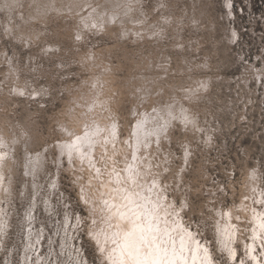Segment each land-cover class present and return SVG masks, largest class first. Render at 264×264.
<instances>
[{"label": "rangeland", "instance_id": "1", "mask_svg": "<svg viewBox=\"0 0 264 264\" xmlns=\"http://www.w3.org/2000/svg\"><path fill=\"white\" fill-rule=\"evenodd\" d=\"M125 1L105 21L83 25L80 15L91 12V4L73 14L62 7L32 18L30 0L11 7L0 0V216L5 228L0 230V264L7 257L10 264H21L24 212L33 202L32 228L45 234L43 246L35 249L43 255L53 249L55 255L46 264H81L74 258L77 248L81 262L109 264L96 230L92 236L96 222L87 208L86 189L78 183L92 180L96 170L77 157L71 163L58 148L66 136L62 124L70 126L72 111L84 109L96 117L91 104L112 138L106 146L110 154L131 148L130 158L128 152L126 157L116 152L122 160L113 162L125 172L137 152L140 166L153 175L149 181L147 173L136 186H145L136 191V199L152 233L144 236L135 227H123V241L131 242L127 250L141 237H155L141 254L164 258L159 246L170 234L164 227L168 218L172 225L179 221L184 236L214 249L211 264H264V0ZM138 116L158 128L141 132L145 135L135 149L129 142ZM28 153L40 158L32 159L36 163L29 173ZM86 157L81 154L80 161ZM102 169L105 178L103 164ZM157 189L166 207L164 219L157 216ZM176 196L188 207L182 210ZM169 204L179 214L171 213ZM240 206L247 211L240 213ZM227 210L236 229L221 233ZM224 234L225 247L219 243ZM247 243L255 249L245 254ZM173 253L170 260L181 264L182 257Z\"/></svg>", "mask_w": 264, "mask_h": 264}, {"label": "bare ground", "instance_id": "2", "mask_svg": "<svg viewBox=\"0 0 264 264\" xmlns=\"http://www.w3.org/2000/svg\"><path fill=\"white\" fill-rule=\"evenodd\" d=\"M109 1V2H108ZM3 4L6 6H19L20 5V0H1ZM30 2H33V5L31 6L32 9H34L33 12H31V17L35 18L39 14L41 15L43 12L45 13L46 10L48 9H53L55 11H59L62 7L66 8V10L72 12L81 11L83 7L88 6L91 4V6L94 8L91 12H89L87 15H84L85 13L82 12L81 17V22L83 25H88V24H97L98 20H104L107 19L109 12L111 9H114L116 5H125V0H105L103 3L98 2L97 5H92L91 0H30ZM5 6V7H6ZM117 6V7H118ZM11 7V6H10ZM116 7V8H117ZM119 12V11H118ZM36 14V15H35ZM120 15V14H119ZM105 18V19H103ZM81 25L80 23H78ZM94 101L96 99H93ZM98 100V98H97ZM90 101V100H89ZM98 102H101V100H98ZM89 103H92L91 101ZM88 103V104H89ZM86 106V105H85ZM91 106H94L92 108L93 113H96V117L98 115V118H92V113L86 112L84 109L80 111V109H77L75 112H71L69 114V124L68 123H63L62 128L65 130L66 136L61 138V142L58 143V148L60 147V152L65 153L69 157V161L71 163L74 162V158L77 157L78 162H82L83 164H88L89 167L91 166L92 169L96 170V175H93V179L90 180L86 183L83 184L78 181L80 184L79 186L84 187L86 191H84L87 195V198L85 199L86 204L88 205V210L89 214L92 215L93 221H95V227L91 230L92 236L94 235L95 230L97 231L98 237H97V242L101 245V253L103 254L102 257L103 259H107V262L109 264H132V260L129 256V247L130 243L123 241V237L120 233L121 229L125 226H131L130 228L135 227V231L137 233H140L144 236H148L149 233H152V228H150V224H147L146 219H144L143 216L140 215L138 208L136 205H140L139 200L136 199V196L139 194V192L143 189L138 190L136 189V186L139 185L143 179H145V175L148 173V171H145L144 168L140 166L141 161V156L137 154V152H132V160L127 162L128 166L130 169H127V171L122 172L121 166L118 164H115L113 161L117 160L120 162V158H116V152L117 154H120L118 157H123L127 155L126 152H128L129 158H130V151L126 150L124 148L123 150H118L115 149V151H112L110 154V150L106 149V146L108 145V140H111L110 135H108L109 131L106 130V124H104L103 118L100 117V114L98 111L95 109V104H91ZM161 115V114H160ZM149 120V119H148ZM155 125V121L151 122L149 124H146L144 117L138 116L137 120L135 121V125L133 127V140L130 139L129 145L135 149L137 148L138 142L141 140L140 136L145 135L144 133L141 134V132L145 131L147 128H158ZM132 129V128H131ZM103 130H106L103 132ZM64 132V131H63ZM112 136V135H111ZM79 138V139H77ZM134 143V144H133ZM100 148H96V146ZM133 144V146H132ZM71 145L72 147H68ZM79 149V151H77ZM89 149L95 150V154L90 155L88 153ZM133 151V150H132ZM105 152H108L105 154ZM100 154V163H97V154ZM81 154L87 155L86 159L84 161H80ZM134 154L137 156L134 158ZM30 156L27 160L28 163L25 165L27 173H29V167H32L35 165L36 162H39V154H32L28 153ZM4 158L3 151L0 150V159L2 160ZM109 158V160H107ZM128 158V159H129ZM32 159L36 160V162H31ZM108 163V164H107ZM122 163H126V161H122ZM102 164L105 165V168L107 169V177L102 178V171L105 169H102ZM144 166H147V163L144 162ZM128 167V168H129ZM32 172V170H31ZM149 175V173H148ZM151 181L153 179V175H149ZM1 177H2V171L0 167V185H1ZM156 178V177H155ZM248 182V181H247ZM35 183V182H34ZM249 185H251L250 182H248ZM253 183V181L251 182ZM152 186V184H151ZM104 187V188H103ZM252 188V186H250ZM111 188H114L115 191L113 194L107 195L110 191ZM1 189V187H0ZM4 187H2V190ZM101 189H103L101 191ZM123 196L118 195V191L122 190ZM250 190V189H249ZM136 191H138V194L136 195ZM150 194H152L153 189H148L147 190ZM157 194H155L156 197L160 198V201L158 202V217L164 219V211L166 209L165 204H164V199L162 198V193L160 190H156ZM147 194V192H145ZM105 195L106 198H105ZM140 197V195H139ZM138 197V199H139ZM104 198L106 199L104 203ZM152 199H154L152 197ZM30 202V201H29ZM46 206H47V211L51 210L49 208V198H47L46 201ZM30 204L28 208L25 210V218L23 219V228H22V233H26L23 238H21V244L23 245V250H22V257H21V264H34L35 261H38V264H46L47 259L49 255L53 254V249L48 253L43 255L40 251H36L35 246H43L42 243V238L44 237V230H39L37 229V226H32L35 224V213L33 214L32 217V211L34 210V204ZM49 203V204H48ZM156 203V202H155ZM157 206V204H156ZM168 206V205H167ZM239 208L240 213L243 212V210L247 211V208L240 206ZM229 210V209H228ZM227 210L228 213H226V219L225 220V227L224 230L222 228L221 233H226V229L228 230L229 227L231 226V215H233L230 211ZM235 211V210H234ZM139 213V217L135 215V213ZM169 210H166V216H168ZM1 213V212H0ZM172 213V212H171ZM157 214V213H156ZM240 215V214H239ZM241 216V215H240ZM176 217V216H173ZM237 217V216H236ZM222 218V216H221ZM234 218V216H233ZM218 219V218H217ZM216 219V220H217ZM230 219V220H229ZM100 220L103 221V224H99ZM177 221V222H176ZM219 221V219H218ZM217 221V222H218ZM3 222L1 216H0V230L2 232H5L4 228V222L3 226L1 225ZM166 222L170 223L164 224L165 228L169 229L170 234L168 235L166 241H162L161 245L159 246L162 250L167 249L168 250V255L165 257L164 252H163V257L162 259H169L170 260V255L176 251L179 256L177 257L178 259H181L182 257V263L181 264H188L189 260L193 259L195 260L194 264H209L208 258L205 256V247L201 243L194 242V239L191 240V237L189 235L184 236L182 228L179 229V221L174 220L173 225L172 219L166 218ZM223 223V222H222ZM219 223V224H222ZM218 224V226H219ZM228 224V225H227ZM230 224V226H229ZM175 225V226H174ZM223 225V226H224ZM154 226L157 227V224H154ZM177 226V227H176ZM222 226V225H221ZM245 226V225H244ZM6 227V225H5ZM30 227V229H29ZM217 227V225H216ZM238 228V226H236ZM160 228V225L158 229ZM218 228V227H217ZM28 229V230H27ZM221 229V228H220ZM218 229V230H220ZM231 229V228H230ZM236 229V228H235ZM159 231H164L160 230ZM237 230H235L236 232ZM244 231V230H243ZM246 231V230H245ZM238 232V231H237ZM136 233V234H137ZM181 234L182 236H179L178 234ZM218 233V231H217ZM221 233H219L221 235ZM107 235V236H106ZM155 235V234H153ZM106 236V238L103 239V237ZM225 238H224V237ZM223 236V241L219 242L222 244V246L225 247V244L227 246V243L229 244L226 235L224 234ZM249 236V235H248ZM73 238V234L71 236V241ZM185 239L184 241L187 243V245L183 246V250L181 251V240ZM220 239V238H219ZM242 239V238H241ZM62 243H66L64 241V238L61 239ZM130 241V240H129ZM183 241V243H184ZM253 241V240H252ZM246 244V243H245ZM248 244V243H247ZM252 244V243H251ZM205 245V244H204ZM254 245V243H253ZM74 248H76L75 245L72 244ZM230 246V245H229ZM249 246V244H248ZM3 247V244H2ZM22 247V246H21ZM50 247V246H49ZM247 247V246H246ZM35 249V251H34ZM71 246H68V251H70ZM227 249V247H226ZM232 250L230 252L236 251L234 250V247L231 246ZM252 249V248H251ZM255 249V248H253ZM252 249V250H253ZM80 249L77 248V253H75V259L77 260L78 258L80 259L78 262L81 264H85V262H81L83 256L80 257ZM73 253L75 252V249L71 250ZM250 253V252H249ZM232 254V253H231ZM255 255V254H254ZM259 255V254H258ZM55 256V255H54ZM174 256V255H173ZM181 256V257H180ZM205 256V257H204ZM233 256V255H232ZM187 257V258H185ZM251 257V256H250ZM256 259L258 258L255 257ZM51 259V258H50ZM256 259H252L255 261ZM6 264L11 263V258L9 259L8 257L5 259ZM257 261V260H256ZM56 262V261H55ZM77 262V263H78ZM262 262V261H261ZM259 263V262H257ZM56 264V263H55ZM73 264V263H72ZM79 264V263H78ZM256 264V262H255Z\"/></svg>", "mask_w": 264, "mask_h": 264}, {"label": "snow or ice", "instance_id": "3", "mask_svg": "<svg viewBox=\"0 0 264 264\" xmlns=\"http://www.w3.org/2000/svg\"><path fill=\"white\" fill-rule=\"evenodd\" d=\"M76 38L78 40L80 39L79 36H77ZM20 94L23 95V93H20ZM77 139H79V138H77ZM68 147H72V146L69 145ZM145 147H147V145H145ZM77 151H79V149H77ZM185 151H187V149H185ZM165 171H167V169H165ZM165 191H167V189H165ZM168 194L172 195V196L175 195L174 192H169ZM175 200H176L177 204H180V207L182 210L188 207L187 203H181L180 197L176 196ZM136 207H140V205H136ZM168 207L170 208L172 213L179 214V213H177L175 206L169 204ZM184 214L186 215L187 213L185 212ZM135 215L137 216V218L139 217L138 212L135 213ZM232 238L235 239V233H233ZM155 239H156L155 237H152L151 240H145L144 237H141L140 240L138 242H136V244L129 249V256L132 260V264H174L173 260L155 259V258H153V256L150 253L146 254V255L141 254V251H140L141 247H143L145 244H152ZM261 243L264 244V240H262ZM183 246H184V243H183V239H182L181 240V251L183 250ZM213 250L214 249L210 250L207 246L204 249L205 254L208 255L209 264H211V262L216 259L215 256L210 255V251H213ZM160 251H161V249L157 247L156 252L159 253ZM250 251H251L250 246L246 247L245 254H247ZM163 252H164V255L166 257L168 255V250L165 248V249H163ZM173 255H175V253H173ZM232 255L235 258L239 259V257L236 256L235 252H232ZM253 259H254V257H253ZM241 264H244V262L241 261Z\"/></svg>", "mask_w": 264, "mask_h": 264}]
</instances>
